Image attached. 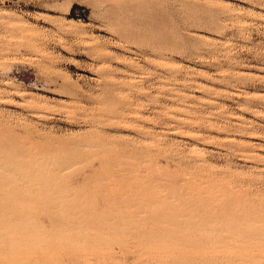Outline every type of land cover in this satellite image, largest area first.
<instances>
[{"label": "rangeland", "instance_id": "obj_1", "mask_svg": "<svg viewBox=\"0 0 264 264\" xmlns=\"http://www.w3.org/2000/svg\"><path fill=\"white\" fill-rule=\"evenodd\" d=\"M0 264H264V0H0Z\"/></svg>", "mask_w": 264, "mask_h": 264}, {"label": "trees", "instance_id": "obj_2", "mask_svg": "<svg viewBox=\"0 0 264 264\" xmlns=\"http://www.w3.org/2000/svg\"><path fill=\"white\" fill-rule=\"evenodd\" d=\"M74 7V6H73Z\"/></svg>", "mask_w": 264, "mask_h": 264}]
</instances>
